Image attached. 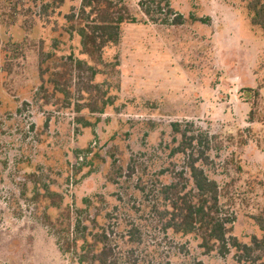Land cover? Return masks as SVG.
Segmentation results:
<instances>
[{
    "label": "rangeland",
    "instance_id": "obj_1",
    "mask_svg": "<svg viewBox=\"0 0 264 264\" xmlns=\"http://www.w3.org/2000/svg\"><path fill=\"white\" fill-rule=\"evenodd\" d=\"M139 1L124 0L137 19ZM168 2L182 24L164 12L123 23L91 78L74 64H91L70 19L81 0H0V264H79L82 234L108 252L85 264H241L234 249L205 253L164 229L154 210L157 187L186 170L175 122L210 139L203 168L232 235L261 236L264 31L247 0ZM103 92L112 104L91 111ZM74 237L64 253L59 241Z\"/></svg>",
    "mask_w": 264,
    "mask_h": 264
},
{
    "label": "trees",
    "instance_id": "obj_2",
    "mask_svg": "<svg viewBox=\"0 0 264 264\" xmlns=\"http://www.w3.org/2000/svg\"><path fill=\"white\" fill-rule=\"evenodd\" d=\"M64 0H54V3L61 5ZM140 13L142 18L137 19L131 13L124 0H81L79 14L70 15L73 21L72 29L80 36L82 52L91 61L77 60L74 64L77 68L86 66L90 71V77L94 78L101 73L99 64L102 62V51L107 45H117L120 41L121 25L123 23H134L137 21L157 22L160 14L172 15L170 22L173 25L183 23L182 16L173 12L168 0H140ZM247 9L250 14V23L264 31V0H247ZM43 55V54H42ZM42 61V60H41ZM73 62V58H70ZM56 75H59L56 73ZM58 87L57 81H55ZM103 92L100 99L93 101L90 110L93 112H104L107 105L112 104V98L104 99ZM83 106V105H80ZM79 108V107H78ZM173 130L181 133V141L176 151L185 155L186 170L179 172L178 178H174L168 184H161L157 187L158 203L163 206L159 208L158 203L154 204V210L159 212L163 221V228L175 234L195 235L199 240V246L205 253L216 251L219 255L225 256L232 249L235 250L236 259L241 264H264V207L251 215L254 223L262 231L260 237L251 236L250 243H243L232 235L233 215L225 211L221 204V188L216 180L207 176L203 165L209 164L207 151L210 150V139L202 133L197 135L187 134L181 130V124H172ZM80 152V151H79ZM77 152L76 154H78ZM79 157V156H78ZM188 174L185 175V174ZM49 192L48 195H51ZM79 222L74 226L79 229ZM70 234V231H69ZM98 234L89 241L87 236L82 234L86 250L82 256H78L79 264H85L87 255L91 254V262L95 259L98 263H105L108 252L105 245L96 252L95 245L101 240L97 239ZM65 239V238H64ZM77 238L59 241L62 251L68 253L72 245H76ZM91 252V253H90ZM76 255L78 252L73 251ZM77 257V256H76Z\"/></svg>",
    "mask_w": 264,
    "mask_h": 264
}]
</instances>
